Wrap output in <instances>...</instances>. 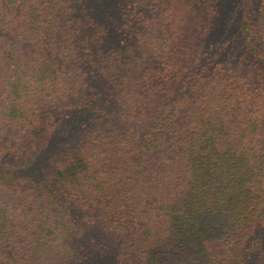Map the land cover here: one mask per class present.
Returning a JSON list of instances; mask_svg holds the SVG:
<instances>
[{
    "label": "trees",
    "instance_id": "trees-1",
    "mask_svg": "<svg viewBox=\"0 0 264 264\" xmlns=\"http://www.w3.org/2000/svg\"><path fill=\"white\" fill-rule=\"evenodd\" d=\"M0 264H264V0H0Z\"/></svg>",
    "mask_w": 264,
    "mask_h": 264
}]
</instances>
